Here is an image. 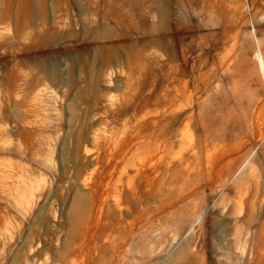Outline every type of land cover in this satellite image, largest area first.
I'll list each match as a JSON object with an SVG mask.
<instances>
[{
    "label": "rangeland",
    "instance_id": "374dc122",
    "mask_svg": "<svg viewBox=\"0 0 264 264\" xmlns=\"http://www.w3.org/2000/svg\"><path fill=\"white\" fill-rule=\"evenodd\" d=\"M264 0H0V264H264Z\"/></svg>",
    "mask_w": 264,
    "mask_h": 264
},
{
    "label": "bare ground",
    "instance_id": "6f19581e",
    "mask_svg": "<svg viewBox=\"0 0 264 264\" xmlns=\"http://www.w3.org/2000/svg\"><path fill=\"white\" fill-rule=\"evenodd\" d=\"M260 63H261L262 69L264 70V63H263V61L261 59H260Z\"/></svg>",
    "mask_w": 264,
    "mask_h": 264
}]
</instances>
